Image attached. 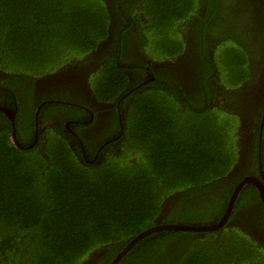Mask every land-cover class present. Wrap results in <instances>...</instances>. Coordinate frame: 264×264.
<instances>
[{
	"label": "trees",
	"instance_id": "trees-1",
	"mask_svg": "<svg viewBox=\"0 0 264 264\" xmlns=\"http://www.w3.org/2000/svg\"><path fill=\"white\" fill-rule=\"evenodd\" d=\"M202 1H228L217 32H224L223 37L218 34L219 42H231L229 55L225 46L213 47V60L226 84L237 86L252 77L256 50L241 34L244 8L264 11L260 2L252 1L253 7L229 4L239 0H0V68L11 72L6 75L11 87L6 92L15 102L27 76H39L64 63L67 56L95 49L109 34L112 8L120 14L123 34L133 27L135 15L139 33L147 31L141 35L145 51L156 56L177 53L183 46L180 33L187 31L189 18ZM135 7L140 11L134 13ZM256 15L260 25L263 19ZM149 20L159 29H145ZM207 24L198 27L205 60L211 59L205 52ZM119 67L115 64L112 70L126 75ZM98 74L96 88L99 81L105 87L113 85L108 74L100 69ZM132 101L134 114L125 123L130 140L138 146L133 160L131 150L136 147L127 142L96 165L77 158L68 140L47 128L38 132L37 143L26 148L12 141L11 129L0 131L2 264H109L131 238L152 225L205 224L224 213L231 188L224 194L215 189L211 199L201 195L197 209L180 201L199 188L213 189L234 160L229 127L218 111L199 104L198 109L181 108L177 113L164 109L155 97L147 101L139 93ZM39 117L36 110L24 114L19 108L16 124L21 137H26L24 145L33 142ZM27 125L30 130H25ZM174 193L179 195L178 206L183 205L181 212L158 219L163 200ZM196 233L156 230L136 242L117 264H264V251L247 236L244 240L235 232L229 245H221L228 234L214 243L213 232L197 237ZM186 239L193 243L188 253L179 249ZM170 241L175 243L166 251Z\"/></svg>",
	"mask_w": 264,
	"mask_h": 264
},
{
	"label": "flooded vegetation",
	"instance_id": "flooded-vegetation-1",
	"mask_svg": "<svg viewBox=\"0 0 264 264\" xmlns=\"http://www.w3.org/2000/svg\"><path fill=\"white\" fill-rule=\"evenodd\" d=\"M252 1L264 4V0L229 1V4L239 2L243 6L254 7ZM226 3L228 4V1ZM225 6L223 13L227 9ZM201 7L202 2L198 11ZM203 8L205 10L206 5ZM203 8L200 12L204 11ZM244 10L246 16L242 24L243 31L251 40L247 44L252 48L256 46V50L251 59L252 77L243 80L237 86H228L217 73L205 76L212 72L209 71L212 67L206 63L200 53L198 27L201 25L196 23L197 20L190 22L186 32L180 33L183 46L179 52L156 56L143 49L141 35H146L147 31H143V34L139 33L138 22L134 20L133 27L123 34L122 30H119L120 14L116 8H112L109 34L99 41L95 49L81 56H67L64 63L42 75L33 78L27 76V84L22 86L20 98L15 102L6 90L0 88V106L14 110L12 118L0 108V114L6 117L0 118L2 121L0 131L15 129L16 135L21 138L20 140L17 137L22 145L20 147L25 148L38 142L40 130L55 129L54 132L68 140L77 158L87 164L96 165L103 162L110 153L117 154L127 142L136 147L131 150L130 157L133 160L136 158L138 146L130 140L127 134L128 126L125 123L127 116L134 114V111L130 110L133 94H143L147 97V101L155 97L164 109L176 110L177 113L181 108L182 110L198 109L199 106L194 105L190 100L194 99L196 103L202 104L203 108H210V112L218 111L219 118L224 119L226 128L229 127L228 139L232 141L234 160L227 174L221 177L217 184L214 183L213 189L199 188L197 193L193 191L187 197L183 196L180 199V201L184 200L183 205L187 203L197 209L198 197L201 195L205 194L211 199L215 189L218 193L224 194L231 188L228 206L235 189L246 177L253 176L256 180L241 184L231 212L221 227L215 230L196 231L198 233L195 235L205 236L207 235L205 233L211 231L214 233L213 239L219 240L217 237L221 235L228 234L227 238H231L237 232L245 237L244 240L247 236L252 244L264 251V27H261L264 26L262 14L264 11H256L263 19L260 26L254 9L247 7ZM223 13L214 16L213 21L207 25L205 40L208 49L212 46L216 47L218 34H221L217 32L220 30L218 24L223 23L219 21ZM140 18L144 21L148 20L142 15ZM145 26L148 27V24ZM219 27L222 28L223 25ZM122 51L126 54H121ZM109 53L115 54L107 57ZM213 53L212 48V57ZM104 57L107 58L101 64L109 63L111 68L118 64L126 75L121 76L119 70H112L107 78L113 85L105 87L99 81L96 88L95 82L96 77L99 76L100 66L98 63ZM130 59L143 61V71L129 66ZM6 73L7 71L0 68L1 79H4ZM61 97L75 101L76 106L71 103L60 105L58 99ZM19 108L24 114L36 110L37 115L40 116L36 135L33 142H28V145L22 143L26 137H21L16 124ZM39 124H41L40 128ZM11 137L12 141L18 144L13 133ZM128 147H125L124 151ZM178 199L179 195L176 193L166 197L162 202L158 219L167 218L168 215L176 216L177 214L172 213L175 204L178 205ZM182 206H178L179 211L182 210ZM224 213L211 222L219 221Z\"/></svg>",
	"mask_w": 264,
	"mask_h": 264
},
{
	"label": "rangeland",
	"instance_id": "rangeland-1",
	"mask_svg": "<svg viewBox=\"0 0 264 264\" xmlns=\"http://www.w3.org/2000/svg\"><path fill=\"white\" fill-rule=\"evenodd\" d=\"M256 2H258V1H256ZM136 5H137V3H135ZM225 4H226V1H202V7H201V9L203 8V6L204 5H206V8H205V10H204V8H203V10L204 11H202V12H200V10L197 12V13H194L190 18H189V20H191V22L193 23V21H195V20H197V22L196 23H198V24H205V23H211L212 21H213V17L215 16V17H217V16H219V15H221L222 13H223V7L225 6ZM214 6H216V10L214 11ZM119 8H120V10H121V12L122 13H124L125 12V9H124V7H122L121 5H119ZM136 8V10H135V12L134 13H137L138 11H140V9L138 8V7H135ZM218 13V14H217ZM224 14H225V11H224V13H223V16H224ZM132 18L135 20V15L134 16H132ZM220 18H222V16L220 17ZM205 21V22H204ZM208 25V24H207ZM146 28H149V30L150 31H152V32H155L157 29H159V26H157V25H153L152 23H151V21L149 20L148 21V27L147 26H145V29ZM146 31V30H145ZM144 31V32H145ZM157 33V32H156ZM224 32L222 31L221 32V35L219 36V38L220 37H223L224 35ZM242 35H243V38H245L246 39V41H247V43H249V41H251L249 38H248V36H247V34H246V32L245 31H243L242 33H241ZM218 38V39H219ZM217 39V40H218ZM224 39V38H223ZM142 40H143V38H142ZM231 42L229 41V39L228 40H226V39H224V40H222V41H218L216 44H215V46L216 47H226V54H227V56L229 55V52H227L228 50H227V47H231ZM145 48H146V45L144 46ZM212 48H213V46L212 47H210V49H208V48H206V50H205V52H206V54H209L210 55V57H211V59L209 58H206V63L207 64H209V65H211V66H213V71L212 72H210V73H208V74H206L205 76H207V75H211V74H213V73H217V67H216V64H215V62H214V60H213V57H212ZM115 53H112L111 55H110V53H109V55L107 56V57H111L112 55H114ZM121 54H126V53H124L123 51H122V53ZM107 57H104V58H102L100 61H99V69L103 72V73H105V74H111L112 73V68H111V66H109V65H111V64H109V63H104V64H101V62L103 61V60H105ZM106 61H108V60H106ZM128 65L129 66H131V67H133V68H137V69H139V70H142L143 71V69H144V67H143V61H141V60H138V59H135V60H132V59H130L129 61H128ZM107 72V73H106ZM7 74V76H9L10 74H11V72H7L6 73ZM43 73H41V75H42ZM7 76H4V79H2L1 80V82H0V88H2V89H4V90H7V91H9L10 89H11V87H10V85H9V83H8V78H6ZM230 86V85H229ZM191 101H193L194 103V105H196V106H198V104L199 103H196L195 101L196 100H194V99H190ZM58 101L60 102L59 104L60 105H62V104H66V105H70V103L71 104H73V105H75L76 106V102L75 101H73V100H71V99H68V98H66V97H61L60 99H58ZM134 111V110H133ZM1 116H0V118H2V119H5L6 117L1 113L0 114ZM1 123H2V121L0 120V125H1ZM18 127V126H17ZM30 128H31V125H27L26 126V128H25V130H30ZM52 129V128H51ZM15 130V129H14ZM53 131H55V129H52ZM12 133H13V131H12ZM16 134H17V131H16ZM18 137V136H17ZM232 142V141H231ZM18 145V144H17ZM18 146H22V145H18ZM228 146H230V142L228 143ZM26 148V147H25ZM232 149H233V147L231 148V151H232ZM181 211H179L178 210V205L177 204H175V206H174V208H173V213L172 214H179ZM217 238H219V237H217ZM189 239H191V238H189ZM189 239H186L184 242H183V244H182V247L181 248H179L180 250H181V252H184V253H188L187 251H189V247L191 248L192 247V245H193V243L191 242L192 240H190L189 241ZM232 239H234V237H231V238H227V240L224 242V243H221V245H223V244H227V245H229L230 244V242H231V240ZM194 240V239H193ZM213 240V242L215 243V239H212ZM218 241V240H217ZM175 242H171L170 241V243L169 244H166V251L169 249V248H171L172 246H173V244H174Z\"/></svg>",
	"mask_w": 264,
	"mask_h": 264
},
{
	"label": "water",
	"instance_id": "water-1",
	"mask_svg": "<svg viewBox=\"0 0 264 264\" xmlns=\"http://www.w3.org/2000/svg\"><path fill=\"white\" fill-rule=\"evenodd\" d=\"M0 108L4 109L13 118V115H14V110L13 109L8 108V107H4V106H0ZM13 137H14L15 141H17V143L19 145H21L20 142H18L15 130H13ZM245 181H255L256 182V180H255V178L253 176H248V177H246L244 179V181H242L238 185V187L235 189V191H234V193H233V195H232V197L230 199L229 205L227 206V209H226L224 215L222 216V218L219 221L205 223V224H188V223H179V222H168V223H158V224L152 225V226L144 229L143 231H141L137 235H135L133 238H131L126 243V245L118 252V254L110 261L109 264H117L121 260L123 255L131 247H133L136 242H138L144 236H146V235H148V234H150V233H152V232H154L156 230H159V229L168 228V229H186V230H193V231H206V230H215V229L221 227L225 223V221L227 220L228 215L231 212L234 199H235V197L237 195V192L239 191V188H240L241 184L243 182H245Z\"/></svg>",
	"mask_w": 264,
	"mask_h": 264
}]
</instances>
